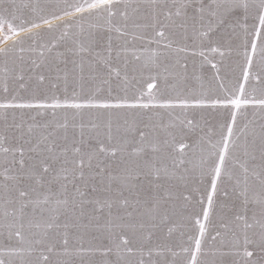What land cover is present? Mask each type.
Listing matches in <instances>:
<instances>
[{
  "label": "snow or ice",
  "instance_id": "6c2138e0",
  "mask_svg": "<svg viewBox=\"0 0 264 264\" xmlns=\"http://www.w3.org/2000/svg\"><path fill=\"white\" fill-rule=\"evenodd\" d=\"M0 264H264V0H0Z\"/></svg>",
  "mask_w": 264,
  "mask_h": 264
}]
</instances>
